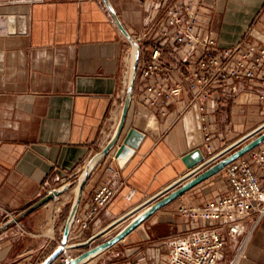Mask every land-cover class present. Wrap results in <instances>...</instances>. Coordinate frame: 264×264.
Returning <instances> with one entry per match:
<instances>
[{"label":"crops","instance_id":"0c3cea01","mask_svg":"<svg viewBox=\"0 0 264 264\" xmlns=\"http://www.w3.org/2000/svg\"><path fill=\"white\" fill-rule=\"evenodd\" d=\"M109 1L133 38L144 31L148 13L144 0ZM169 1L158 0L159 7ZM177 1L196 6L198 0ZM199 11L198 31L204 37L212 31L222 47L242 41L264 43V0H204ZM0 14H25L30 27L27 35L0 33L1 226L5 223L2 209L20 214L49 189L65 184L69 176V182L77 183L89 160L107 146L126 95L131 44L103 0H0ZM239 86L243 92L236 97L229 83L214 106L207 104L213 132L210 150L201 147V112L196 106L185 107L188 96L176 105L161 103L151 108L140 102L135 87L124 132L135 127L145 138L123 167L114 157L116 148L101 160L83 190L78 213L89 210L98 189L117 178L123 186L99 217L104 227L112 222L103 233L115 223L114 229L123 228L138 213L123 216L189 171L184 155L201 148L205 159L213 158L264 124V102L256 91L248 92L245 83ZM253 120L258 121L256 127L248 129ZM256 169L264 183V174ZM226 183L224 168L156 211L88 264H170L168 248L160 244L219 224L177 215L178 207L219 199L227 193ZM52 206L49 202L20 220L30 234L21 235L16 224L0 231V264H40L49 256L56 242L47 233ZM254 223L255 217L244 222L241 243L252 234L240 264H264V218L255 227ZM52 229L61 232L62 240L63 230ZM96 232L91 226L81 238ZM68 238H74L72 232ZM107 239L98 238L95 246ZM231 249L228 242L226 258Z\"/></svg>","mask_w":264,"mask_h":264},{"label":"built area","instance_id":"2783aa9c","mask_svg":"<svg viewBox=\"0 0 264 264\" xmlns=\"http://www.w3.org/2000/svg\"><path fill=\"white\" fill-rule=\"evenodd\" d=\"M203 1L198 0L196 6H192L172 0L159 7L158 0H144L148 5L144 31L134 38L140 46L135 87L140 102L151 108H157L161 103L176 105L188 96L185 107L196 106L201 112V147L210 150L213 132L206 113L207 104L212 102L214 106L227 84L230 83L233 97L243 92L239 86L243 82L248 92L256 91L264 102V43L242 41L232 47H222L212 31L204 37L198 31L199 8ZM29 29L27 15L0 14V33L27 35ZM256 167L264 174V141L249 156L240 157L225 167L227 193L224 196L200 205L178 207L177 215L219 224L192 230L160 244L167 246L170 264H240L245 258L252 231L230 262L226 260L225 249L228 242L235 247L240 243L246 233V219L255 217V227L264 218V183ZM69 179L70 176L64 181L68 180V183ZM122 186L123 181L116 178L98 189L89 210L75 216L71 230L74 238H68L65 244L62 240L57 242V247L62 246V252L53 264H72L79 254L94 247L98 238H110L114 227L102 231L112 222L102 226L99 215ZM72 189L50 201L53 203L52 228L64 229L74 196ZM2 212V223L19 214L6 209ZM15 224L21 235L30 234L20 221ZM91 226L97 228L96 234L82 239Z\"/></svg>","mask_w":264,"mask_h":264},{"label":"water","instance_id":"95a60500","mask_svg":"<svg viewBox=\"0 0 264 264\" xmlns=\"http://www.w3.org/2000/svg\"><path fill=\"white\" fill-rule=\"evenodd\" d=\"M106 6L108 7L111 15L113 16L117 26L122 31V33L126 36L128 41L131 44V61H130V69H129V76L127 82V89L126 95L123 102V107L121 111V116L116 127V130L107 144V146L95 154L89 162L85 165L84 169L82 170L80 176L78 177L76 183V190L74 193V197L70 206L68 218L64 227L63 237H62V244L67 243L68 236L73 228L75 216L78 213L83 190L89 181L93 171L99 165L101 160L105 158L114 148L116 151L114 153V157L117 160V163L120 167H123L124 164L128 161L130 157L136 152L139 148L141 142L145 138V133L140 131L135 127L129 128L127 132H124L126 119L128 115V111L133 100V95L135 91L136 85V78H137V69H138V62L140 57V46L138 42L128 33V31L124 28L121 20L119 19L115 9L113 8L111 2L109 0H103ZM264 130V124L259 126L258 128L254 129L248 135L244 136L235 144L227 147L225 150L220 152L218 155L214 156L213 158L205 159V155L201 148H197L186 155L183 156L182 160L184 161L186 167L191 169V172L184 174L180 180H177L166 189L162 190L156 196H153L149 200H147L142 205L135 208L134 212H129L130 215L126 214L123 217H130L131 215L137 214L134 216L123 228H121L115 235L111 236L109 239L97 244L96 246L87 249L86 251L79 254L72 264H85L91 261L93 258L97 257L98 255L102 254L104 251L108 250L112 246L116 245L119 241L126 238L131 232L136 230L139 226H141L150 216H152L156 211L165 207L178 197L182 196L185 192L193 188L194 186L198 185L202 181L206 180L207 178L217 174L221 170H223L229 163L236 161L240 157L247 154L249 151L257 147L260 143L264 141V132L258 136ZM251 141L241 146L239 149L233 151L231 154L227 153L232 151L237 146L241 145L248 139L254 137ZM122 138V142L118 145L120 138ZM225 156L224 158L220 159L215 164L211 165L208 169L204 172L199 174L197 177L193 178L189 182L184 183L179 188H176L178 185L184 182L186 178L193 176L194 174L198 173L203 168L209 166L211 163L216 161L217 159ZM72 183L68 182L64 185L54 188L52 192L45 194L31 206L23 210L15 219H10L6 221L3 225L0 226V231H4L8 229L10 226L14 225L16 222H19L22 218L26 217L28 214L34 212L35 210L39 209L40 207L49 203L55 196H60L61 194L67 192L71 189ZM118 223L112 225L111 228L115 227ZM99 237L96 236L95 238ZM62 252V246L57 247L44 261L40 264H53L57 258L60 256Z\"/></svg>","mask_w":264,"mask_h":264},{"label":"rangeland","instance_id":"374dc122","mask_svg":"<svg viewBox=\"0 0 264 264\" xmlns=\"http://www.w3.org/2000/svg\"><path fill=\"white\" fill-rule=\"evenodd\" d=\"M257 120H253L251 123H249V125L247 126L248 127V129H253V128H255L256 127V125H257ZM72 187H71V189L76 185V182H72ZM74 197V196H73ZM72 203V202H71ZM70 206H71V204H70ZM70 206H69V208H68V211L70 210ZM126 224V223H125ZM49 231H47V233H49L51 236H54L55 237V239H56V242L54 241V244L52 245V249H51V252H50V254L57 248V242H60L61 241V232H57L56 230V232L54 233L53 231V229H52V227L51 226H49ZM121 228L120 227H117V228H115L113 231H112V233L109 235L110 237L111 236H113V235H115L119 230H120ZM51 230H52V232H51ZM63 232H64V229H63V231H62V234H63ZM243 243V242H242ZM242 243H241V241H240V243L235 247L233 244H230L229 243V246L232 248L231 249V252L229 253V256L226 258V260H227V262H230V261H232L236 256H237V253H238V251H239V249L241 248V246H242ZM234 250V251H233ZM49 254V255H50ZM242 260H243V258H242Z\"/></svg>","mask_w":264,"mask_h":264},{"label":"bare ground","instance_id":"6f19581e","mask_svg":"<svg viewBox=\"0 0 264 264\" xmlns=\"http://www.w3.org/2000/svg\"><path fill=\"white\" fill-rule=\"evenodd\" d=\"M75 190H76V186L72 189V192H75Z\"/></svg>","mask_w":264,"mask_h":264}]
</instances>
